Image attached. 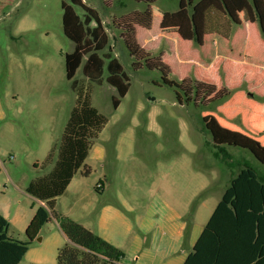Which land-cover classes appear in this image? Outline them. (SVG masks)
Instances as JSON below:
<instances>
[{
    "label": "rangeland",
    "instance_id": "obj_1",
    "mask_svg": "<svg viewBox=\"0 0 264 264\" xmlns=\"http://www.w3.org/2000/svg\"><path fill=\"white\" fill-rule=\"evenodd\" d=\"M63 2L72 5L68 0H0V213L10 226L8 235L20 241L27 240L25 230L40 208L39 200L25 189L51 171L79 89L90 95L91 105L108 119L93 147V152L98 146L104 148L107 158L100 164L92 161L91 153L85 165L98 168L83 177L90 185L95 184L103 166L108 169L106 175H114L112 183H106L105 192L97 194L100 204H115L122 197L140 211L165 174L177 175V183L190 170L204 171V165L213 164L215 159L206 145L211 136L204 129L203 117L234 119L227 122L236 128H226L256 140L259 137L253 134L264 129V41L259 30L249 38L248 53L253 59L246 58L245 63L228 68L231 102H224L223 108L222 103L207 104L204 109L187 107L177 102L173 89L163 85L158 70L132 69L134 60L125 49L123 32L112 26L125 15L142 12L145 4L136 0H85L100 12L112 52L130 77V89L114 110L112 98L118 96L117 92L107 84L97 85L86 79L82 66L74 78L78 81L76 91L66 78L65 55L74 51L75 44L63 31ZM178 5V0H156L151 32L140 30L136 39L143 44L147 38V51L153 57L169 51L170 44L161 36L170 39L169 61L174 75L182 79L189 67L180 63L179 55L183 60L196 59L198 48L177 39L171 31L161 30L157 23L162 13L174 11ZM72 7L82 17L83 10ZM219 72L222 85L216 86L217 90L225 85L224 65ZM200 74L205 83L219 85L214 70ZM244 80L248 88L246 83L240 88L255 94L251 96L254 99H246L239 89ZM242 117L245 128L240 125ZM183 129L190 137L185 141ZM261 142L264 145V139ZM230 151L236 162V158L241 162L247 158L258 168L263 167L248 151ZM51 226H44L20 264H38L39 258H43L42 264H56V249L43 241L50 235Z\"/></svg>",
    "mask_w": 264,
    "mask_h": 264
},
{
    "label": "trees",
    "instance_id": "obj_2",
    "mask_svg": "<svg viewBox=\"0 0 264 264\" xmlns=\"http://www.w3.org/2000/svg\"><path fill=\"white\" fill-rule=\"evenodd\" d=\"M68 1L80 7L83 15L79 16L72 5L62 3L63 31L75 44L74 51L65 55L66 78L72 81V89L76 91L78 81L74 78L82 66L86 79L97 85L107 84L117 92L118 96L112 98L116 110L130 89V77L112 52L100 12L84 0ZM136 1L145 4L142 12L125 15L112 24L123 32L125 49L134 60L132 69L158 70L163 85L173 89L181 105L204 109L207 104L226 101L230 97L226 88L217 90L215 85L194 78L177 81L161 56L153 57L140 46L136 27L151 29L152 6L156 0ZM240 15L247 23L258 24L264 40V0H180L176 11L163 13L160 27L177 29L182 40L199 47L208 35L229 39L233 25L242 24ZM76 92V106L64 128L51 171L31 181L25 189L28 195L46 205L38 208L31 218L25 230L27 240L10 237V226L0 215V264H20L43 227L52 221L58 223L68 240L58 250L56 264H119L124 258L122 251L57 210V199L76 174L82 170L85 177L90 175L85 162L93 141L108 123L91 105L88 93L82 89ZM202 121L211 136L207 144L217 149L215 157L221 154L230 159V181L184 264H264V146L252 137L223 128L212 116ZM227 148L248 151L263 167L258 168L250 159L234 163ZM51 157L50 153L47 161ZM207 192L198 197L194 206Z\"/></svg>",
    "mask_w": 264,
    "mask_h": 264
},
{
    "label": "crops",
    "instance_id": "obj_3",
    "mask_svg": "<svg viewBox=\"0 0 264 264\" xmlns=\"http://www.w3.org/2000/svg\"><path fill=\"white\" fill-rule=\"evenodd\" d=\"M177 9L178 8L174 11ZM152 12L153 25L155 22L153 7ZM240 16L243 20V15ZM162 17L163 13L160 15L157 23H161ZM140 30L151 32L152 27L150 30H147L138 26L136 28L137 38ZM161 30L171 31L173 32L172 35L174 37L182 40L178 34V30L175 28ZM258 30V24L247 23L243 20L241 25L233 28L232 35L229 39H223L217 34L208 35L205 37L203 45L199 47L192 42L187 41L192 47L198 48V58L183 60L179 55L180 63L189 67L186 76L184 78L182 77V79L177 78V76L174 75L169 61V55L172 53L171 41L165 36H161V38H165L170 44V47L169 51H166L161 57L171 68L175 80L181 81L185 78L193 77L200 82H204L200 79L202 78L200 71L210 72L214 70L219 77V85L215 84V86L218 87L222 85V77L219 72V67L224 65L225 85L223 88L229 90L227 87L229 74L228 68L231 67L232 64L245 63L246 58L253 59L248 53L250 43L249 38L251 34H258ZM138 43L147 51V45H149L147 38L143 44H141L139 40ZM243 83H246V86L248 84L246 80L242 81L238 86L239 89H241L240 87ZM241 91H243L246 99H254L251 96L255 94L247 93L249 90L241 89ZM230 97L227 100H232V93H230ZM229 101L226 102L225 105L229 103ZM224 102L220 105L222 108L225 106L223 105ZM223 117L225 116L218 115L217 118H214L223 128L229 126L231 128H236L231 122H227L229 120L234 121V119L224 121V119H222ZM240 125L244 128L246 127L243 122V117ZM184 133L186 134L185 137L183 136ZM256 133L253 135L259 137L257 141L262 144L261 141L264 139V129L258 132V135H255ZM181 135L184 141L190 138L185 129L181 131ZM94 141L88 158L91 153H93V156H91L92 161L104 164L107 158L106 151L101 146H98L93 152ZM206 145L215 159L213 164L204 165V171H200L199 169L195 171L190 170L185 176L180 177V181L177 183H174V181L178 179L177 175L175 176L174 174L173 176L170 175L168 177L165 174L161 177L159 185L157 187L154 186V193L153 191L151 192L146 205L140 211L136 206L125 201L122 197H120L115 204L105 202H102L101 204L98 203L97 194L102 195L105 192L106 183L108 181L112 183L114 179L113 174L109 173L106 175V170L108 169H104V166L99 173L101 178H99L95 184L91 183L93 188L87 182V179H84L86 177H84L82 173H80L81 176L79 177L76 175L64 194L57 199L56 204L58 211L79 222L86 229L96 233L122 251L124 258L119 264H184L203 232L205 225L215 211L224 190L229 186L230 181L231 170L228 167L231 163L230 159L228 160L221 154L219 157H215L214 153L217 152V149L207 143ZM227 152L232 155L230 148H227ZM236 160L239 161L237 158ZM244 160L245 158L243 161ZM235 162L234 159V163ZM86 167L90 172L95 171L98 168H92V166L88 164H86ZM98 185L101 187L98 188ZM177 186L181 187L178 188ZM206 191L209 193L207 192V194L200 198L194 206L198 197ZM39 203L40 207H46L45 203L41 201H39ZM0 215L4 218L1 213ZM48 225H52V231L48 237L43 239V241L52 245L58 253V250L63 247L68 240L60 230L56 221H52L48 223ZM29 251L30 248L28 252ZM43 261V258H39L36 262L42 264Z\"/></svg>",
    "mask_w": 264,
    "mask_h": 264
},
{
    "label": "built area",
    "instance_id": "obj_4",
    "mask_svg": "<svg viewBox=\"0 0 264 264\" xmlns=\"http://www.w3.org/2000/svg\"><path fill=\"white\" fill-rule=\"evenodd\" d=\"M97 187H98V188H100L101 186H100V185H98Z\"/></svg>",
    "mask_w": 264,
    "mask_h": 264
},
{
    "label": "water",
    "instance_id": "obj_5",
    "mask_svg": "<svg viewBox=\"0 0 264 264\" xmlns=\"http://www.w3.org/2000/svg\"><path fill=\"white\" fill-rule=\"evenodd\" d=\"M39 241H41V238H39Z\"/></svg>",
    "mask_w": 264,
    "mask_h": 264
}]
</instances>
